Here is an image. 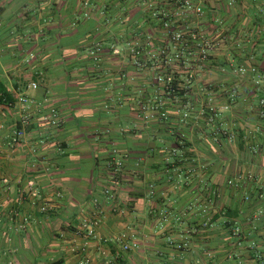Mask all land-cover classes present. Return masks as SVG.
<instances>
[{"label": "crops", "instance_id": "1", "mask_svg": "<svg viewBox=\"0 0 264 264\" xmlns=\"http://www.w3.org/2000/svg\"><path fill=\"white\" fill-rule=\"evenodd\" d=\"M81 1L0 0V264H264V125L258 120L260 98L252 92L255 79L238 84L239 100L224 113L235 123V145L197 148L200 134L190 125H149L133 101L149 80L128 62L127 38H170L160 20L151 17L144 0H85L96 7L84 18ZM200 1L205 16L180 19L178 28L210 32L219 14L223 28L235 23L240 38H248L240 10L229 16L220 12L227 0ZM258 9L247 8L250 19ZM97 43L104 46L98 64L90 54ZM113 48L123 51L117 55ZM260 54L252 60L264 72ZM215 71L213 80L224 82L227 70ZM33 82L37 90L29 88ZM20 96L40 107L32 112L25 139L11 146L20 128ZM52 109L61 120L56 127L46 125ZM178 134L194 147L199 163L188 162L187 171L171 179L163 149ZM114 150L125 164L123 177L108 168ZM30 180L63 193L55 212L42 214L40 204L28 200L22 191ZM210 186L217 200L210 199ZM244 193L251 195L253 214L241 202ZM96 198L106 217L87 252L73 254L71 242L83 244L77 236L82 211ZM210 219L208 228L201 227ZM228 221L249 232L241 246L234 247L227 235ZM122 235L127 238L120 242ZM185 239L189 245L180 249ZM133 243L134 249L123 252L124 244Z\"/></svg>", "mask_w": 264, "mask_h": 264}, {"label": "trees", "instance_id": "2", "mask_svg": "<svg viewBox=\"0 0 264 264\" xmlns=\"http://www.w3.org/2000/svg\"><path fill=\"white\" fill-rule=\"evenodd\" d=\"M85 0L81 1L80 9L82 12V15L84 18L85 9L83 8L82 4ZM252 2L253 4H248V2ZM259 5V12L257 13L254 19H250V15L247 13V8L253 9L254 6ZM240 10V13L242 14V27L245 28V31L247 32L248 38L243 40L241 35L242 31L239 30V28L236 29L237 33L235 32V23L231 25L229 28H223V23L224 21L222 20V17L220 18L218 15H215L214 22L216 25V28L213 30H210V32H205L204 30L198 29V28H189L187 30L188 32H201L203 33L207 38H209L213 46L211 48L210 55L206 61H202L201 64L203 65V68L201 71L197 72L195 75L193 81H192V88L189 89V92L187 93L188 90H186V86L188 85V71L186 70H180L178 73H174V86H175V94L179 100L182 103H179L175 100L172 102H169L167 105V111L169 112V118L166 120H160V121H154V120H147L144 117V114L141 111V103L145 101L146 98H153L157 94L162 95L163 94V89L160 88L157 85V83L154 82V75L149 71V69L152 68V63L153 60H156L157 62H161L163 58H155L151 59L149 55H143L141 57H137L133 54V50L131 45L135 43V39L142 41L143 46L147 47L149 50H152V52L158 54L161 51V46L165 47L169 45L166 43L167 38H150V42L154 43V46L147 44V39L148 38H134V40H131V38H127V43L128 46L127 49L125 50V54L127 55V60L131 64V67L134 69L135 72H138L140 74H144L149 82H148V88H143L139 90L134 96H133V101L135 103L136 111L137 114L141 117V119L151 125V124H158V125H173L175 124L180 125V124H187L190 125L197 134H200V138L196 142V147L197 148H202L204 145H211L210 147L212 149L214 148H227V147H232L235 145V142L237 140L236 137V131H235V123L230 124L228 120L226 119V115H224V119L222 121H218L216 123H213L211 125H207V119H209V114L207 113L203 118H200L198 121L194 119L195 114H192L191 117L188 118V120L182 121V113H180L183 110V104L185 103L186 100H192V101H198L201 97V89H205L204 91L206 93H213L215 96L218 97L219 100H222L223 103H226L234 108L235 103L238 102L239 97H240V89L238 88V84L246 82V78H249L248 82H251L254 80V84L252 83L253 86V95L256 98H260L258 103H259V114H258V120L259 122H262L264 125V104L261 103V100L264 99V91L262 88L264 86V80H262L261 84H257V74H262L264 75V72L262 69L256 65L253 62V58L256 56L257 51H262L261 60L264 59V48H258V44H264V0H238V2L235 4L233 7H227L224 4H221L220 6V12L225 13L226 15L229 16H234L235 17V10ZM260 16H263L261 18ZM224 18V17H223ZM222 22V23H221ZM160 27H163V20H160L159 23ZM115 49L113 48L112 51L115 54ZM121 51V50H120ZM123 51V50H122ZM121 51V53H122ZM104 52V46L102 43H97L92 49L90 50V54L93 58V60L96 62V64L100 63L102 61V56ZM220 53H224L225 58L222 60H219L217 55ZM182 54V52H181ZM117 55H120L117 54ZM183 55H187V52L183 53ZM197 56L191 57V59H195ZM183 60H186V57L182 58ZM142 61L146 62L145 67L141 70L139 66H137L135 63L136 61ZM147 60V61H146ZM177 65L180 62H175ZM193 63V60H192ZM220 68L222 70H227V77L224 82L221 81H214L213 80V73L216 72L217 68ZM241 67H244L247 72L245 75L239 74L237 71ZM252 69H256V74L252 72ZM180 111V112H179ZM247 135V133H246ZM217 138V140H216ZM255 138L249 137V140L256 144L254 141ZM192 146L186 139V137L181 136L180 134L177 135V138L174 142L173 145L170 147H165L163 150L167 153V163L165 167V173L169 175L171 179L175 177H179L183 173H185L188 169L186 167V164L189 162L192 164L191 167H194V165H198L199 161L196 156V151L194 150V147ZM110 158V157H109ZM109 160V159H108ZM172 160V162H170ZM109 170L111 172L115 173V176L117 177L118 175L121 174V176H124V169H125V164H123L122 168L120 170H115L116 168H111L109 167ZM208 169V168H206ZM194 170V169H191ZM214 187L210 186L208 193L209 197L211 200H217L218 199V193L214 192ZM230 188V186L228 187ZM233 188V187H231ZM113 192V191H112ZM249 195H245V193L242 195L241 202L247 206L246 212L248 215L253 214L251 211V208H248L251 204L250 202L246 201V197ZM251 197V195H250ZM228 211V214L230 217H235L237 215L236 212H230ZM217 212L214 211V217L217 216ZM252 216V215H251ZM213 217V218H214ZM210 219L205 220L201 224V227L203 228H208L209 224L211 223ZM250 220H253L252 218ZM238 222L235 221H228L227 222V228H228V233L227 235L230 237L231 240L234 241V247L235 245L241 246L242 241H244L243 237H247L249 235V232L244 229H242L241 225L238 223V225L241 227V236H235L232 229L235 226V224ZM175 240V239H174ZM235 240L237 241V244H235ZM189 242L185 239L181 241L180 249H184L185 247H188ZM234 253V251H233ZM229 258L235 260V254H231ZM259 259V258H256Z\"/></svg>", "mask_w": 264, "mask_h": 264}, {"label": "built area", "instance_id": "3", "mask_svg": "<svg viewBox=\"0 0 264 264\" xmlns=\"http://www.w3.org/2000/svg\"><path fill=\"white\" fill-rule=\"evenodd\" d=\"M146 5L150 10V15L153 19L163 20V26L169 33V37L166 43L169 45L165 47H160V53L156 54L149 50L147 47L143 46L140 39L135 40L131 47L133 54L137 57H141L144 54L149 55L151 59L159 58V55L163 60L157 62L153 60L152 68L148 72L155 74L154 82L157 83L159 89H163L162 95H156L153 98H146L145 101L141 103V111L144 114L145 119L160 121L169 118V112L167 111V105L173 100L182 103L179 98L174 95V73H178L180 70L188 71V85L186 86L187 93L189 89L192 88V81L197 74L201 71L203 65L201 62L206 61L210 55L211 48L213 46L212 41L207 38L201 32H188L183 28H178L177 24L182 20H199L205 16V7L200 0H144ZM238 2V0H227L226 6L233 7ZM163 7H168L167 9H159V5ZM85 9L84 16L86 18L90 17L91 10L95 9L96 5L91 4L88 1H84L82 4ZM170 8V9H169ZM147 44L154 46V43L150 42V38L147 39ZM130 45V44H129ZM121 51L116 49L115 54H119ZM182 52V54H181ZM187 52V55L183 53ZM197 56L195 59H191L193 56ZM186 57V60L182 58ZM160 59V58H159ZM180 62L178 65L175 63ZM193 60V63H192ZM147 61V60H146ZM146 62L137 60L136 65L141 67L142 70L145 67ZM241 75H245L247 70L241 67L237 71ZM252 72L256 74V69H252ZM264 80V75L257 74V84H261ZM29 88L33 90L38 89L37 83H31ZM205 89H201V97L196 102L192 100H186L183 104L182 121L188 120L192 114H195L194 119L198 121L203 118L207 113L209 114V119H207V125H211L218 121L224 119V113L230 110V106L219 100L217 96L213 93H206ZM18 103L20 105L17 108V112L20 115V128H17L12 135L11 142L9 145H17L21 143L26 137L27 128L32 124V112L35 108L40 107L36 104L35 99L27 96H20L18 98ZM264 104V99L261 100ZM10 108H15L16 105L13 103L8 104ZM46 125L48 127H56L61 123L60 117L56 110L52 109L49 116H47ZM217 140V138H216ZM119 153L114 150L108 160V166L111 168H116L115 170H120L124 164L123 160L118 158ZM232 184V182H229ZM26 194L28 200L38 202L40 204V212L42 214H50L55 212L58 207V201L63 197V193L58 190H45L43 187L39 186L37 182L30 180L27 182L26 188L22 191ZM106 194L108 200L114 201L115 196L110 188L106 189ZM251 197L247 196L246 201L250 202ZM4 207V203L0 200V209ZM262 211L258 212L255 217L262 215ZM17 216L20 214L16 213ZM105 215L104 205L99 199H95L92 203V207L88 211H82L81 225L78 229L77 236L82 239L83 244L79 246L75 241L71 242V252L73 254H84L87 252L89 243L92 239L97 238V231L103 223ZM235 236H241V227L238 223L232 229ZM126 235H122L118 241L126 240ZM136 247V244H124L122 247L123 252H129ZM85 264H90V261H86Z\"/></svg>", "mask_w": 264, "mask_h": 264}, {"label": "rangeland", "instance_id": "4", "mask_svg": "<svg viewBox=\"0 0 264 264\" xmlns=\"http://www.w3.org/2000/svg\"><path fill=\"white\" fill-rule=\"evenodd\" d=\"M122 51V50H121Z\"/></svg>", "mask_w": 264, "mask_h": 264}]
</instances>
